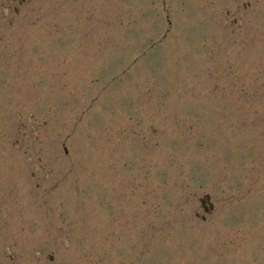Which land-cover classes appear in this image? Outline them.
<instances>
[{"label":"rangeland","instance_id":"rangeland-1","mask_svg":"<svg viewBox=\"0 0 264 264\" xmlns=\"http://www.w3.org/2000/svg\"><path fill=\"white\" fill-rule=\"evenodd\" d=\"M0 264H264V0L0 2Z\"/></svg>","mask_w":264,"mask_h":264},{"label":"flooded vegetation","instance_id":"flooded-vegetation-1","mask_svg":"<svg viewBox=\"0 0 264 264\" xmlns=\"http://www.w3.org/2000/svg\"><path fill=\"white\" fill-rule=\"evenodd\" d=\"M26 0H0L1 3H13V4H21L24 3ZM12 8L16 13H18V9L16 8V6H9L8 8H5L6 10ZM14 21V19L10 18L9 22L12 23Z\"/></svg>","mask_w":264,"mask_h":264},{"label":"water","instance_id":"water-1","mask_svg":"<svg viewBox=\"0 0 264 264\" xmlns=\"http://www.w3.org/2000/svg\"><path fill=\"white\" fill-rule=\"evenodd\" d=\"M208 199H209V196L207 195L206 196ZM201 202L203 203L204 202V200H201ZM213 207V204L212 203H210V208H212ZM207 210V209H206Z\"/></svg>","mask_w":264,"mask_h":264}]
</instances>
